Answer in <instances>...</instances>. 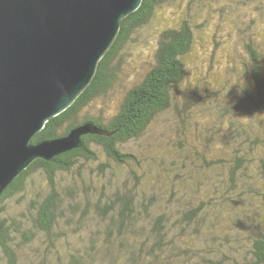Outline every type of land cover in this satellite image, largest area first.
Returning a JSON list of instances; mask_svg holds the SVG:
<instances>
[{"label": "trees", "instance_id": "obj_1", "mask_svg": "<svg viewBox=\"0 0 264 264\" xmlns=\"http://www.w3.org/2000/svg\"><path fill=\"white\" fill-rule=\"evenodd\" d=\"M170 2L142 0L122 21L90 84L33 138V143L54 140L84 124L102 131L82 136L81 148L61 154L55 162L36 159L0 197V264H27L18 261L19 255L34 248L38 254L28 258L29 264H264V215L260 206L252 205L255 198L264 202V194L251 188L256 181L264 182V45L257 38L243 37L249 63L241 74L229 69L243 79L240 94L230 96L245 107L230 101V115L216 112L218 133L209 138V145L218 141L230 153L223 155L226 158L214 154L219 160L202 159L208 174L201 180V194L191 187L198 179L184 163H172L181 174L176 180L170 179L168 168L154 174L131 146L147 135L157 117L179 102L186 105L200 97L191 88L188 94L180 90L188 83L187 61L198 34L191 11L156 35L148 48V67L115 110L90 111L99 100L105 104L117 86L125 48L139 45L134 35ZM208 96L207 103L218 104L217 97L213 101ZM242 112L248 116L245 121L249 118V130L236 119ZM251 163L258 178L246 174ZM36 174L47 182L45 190L35 187ZM248 191L253 193L245 207L240 197ZM242 226L256 234L250 248Z\"/></svg>", "mask_w": 264, "mask_h": 264}, {"label": "water", "instance_id": "obj_2", "mask_svg": "<svg viewBox=\"0 0 264 264\" xmlns=\"http://www.w3.org/2000/svg\"><path fill=\"white\" fill-rule=\"evenodd\" d=\"M142 0H0V197L36 159L55 162L102 134L92 124L32 140L92 81Z\"/></svg>", "mask_w": 264, "mask_h": 264}, {"label": "rangeland", "instance_id": "obj_3", "mask_svg": "<svg viewBox=\"0 0 264 264\" xmlns=\"http://www.w3.org/2000/svg\"><path fill=\"white\" fill-rule=\"evenodd\" d=\"M171 2L170 7H162L166 10L157 11L158 17L155 16L156 19L152 20L138 35H134L135 41L137 43L138 40L139 45L135 44L125 48L121 56L123 64L119 68L122 73L117 81V86L114 87L105 104L99 100L90 111L97 114L99 108L108 111L115 110L122 100L123 93L141 79L148 67L147 61L150 59L148 48L154 45L153 41L156 35L164 29V25L179 22L185 17V14L191 11L192 13L189 15L197 27L198 34L191 56L187 61L186 79L188 83L184 81L180 90L188 94L191 93V88L200 97L198 101L195 98L186 105L179 102L175 106L176 108L171 109L169 113L166 112L157 117L150 124L147 135L131 146L133 152H138L137 158L141 161L145 159L143 164H146L154 174V170L164 174L168 168L171 169L170 179L176 180L181 174L174 170L172 163L175 161L180 162L179 165L184 163L189 172L192 170V176L198 179L190 186L193 187L194 184V189H198L199 194H201L205 191L201 180H203V176L208 174L202 159L212 160L211 158L214 157V160H219L214 154L223 158L225 157L224 154L229 155L228 153H230L227 147L221 148L218 141H212L213 144L209 145V138L218 133L214 128L216 112L220 111L222 114L230 115L231 112H228L232 110L230 101L235 103L233 105H237L239 102L242 107H245L240 100L233 99L230 94L232 93L234 97L240 94L239 83L243 79L237 78V76L241 74V69L244 68L245 63H249V55L244 47L245 40L249 35H253L264 45V30H262L264 29V0H171ZM260 30L263 31L262 36L253 34ZM243 37L246 39L244 40ZM229 69L232 73L236 72L237 76L233 75ZM188 88L189 90H187ZM207 94H209L207 98L213 101L217 97L219 100H216L217 106L212 101L206 102L208 101L206 99ZM202 108H204L203 111L200 110ZM234 112L238 113L239 111ZM227 116L225 117L227 118ZM246 116V113L242 112L236 116V119L246 122L244 124L248 125L249 130V118L244 120ZM113 166L116 171L119 169L116 165L113 164ZM246 174L256 177L254 163L249 165ZM188 177H190L189 174H186V178ZM33 180L36 188L46 189L47 182L42 176L36 174ZM261 182L256 181L251 188L264 194V182ZM251 193L253 192L248 191L245 197L239 196L242 198L245 207L247 206L246 199ZM12 200L14 201L15 198ZM252 205L260 206L261 214L264 215L263 200L255 198ZM248 212L250 213V211ZM250 216H253V213ZM250 222L253 223L254 219L251 218ZM247 226L240 227V231L246 247L250 248L251 237L256 234L251 227ZM261 228L264 232L263 225ZM204 244L202 243L200 246ZM27 251L28 253H20L19 262L23 261L29 264L28 258L38 254L36 248L27 249Z\"/></svg>", "mask_w": 264, "mask_h": 264}, {"label": "clouds", "instance_id": "obj_4", "mask_svg": "<svg viewBox=\"0 0 264 264\" xmlns=\"http://www.w3.org/2000/svg\"><path fill=\"white\" fill-rule=\"evenodd\" d=\"M243 90V89H242Z\"/></svg>", "mask_w": 264, "mask_h": 264}]
</instances>
